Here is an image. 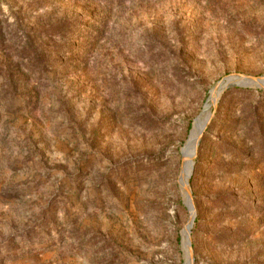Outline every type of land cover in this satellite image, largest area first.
<instances>
[{"label":"rangeland","instance_id":"rangeland-1","mask_svg":"<svg viewBox=\"0 0 264 264\" xmlns=\"http://www.w3.org/2000/svg\"><path fill=\"white\" fill-rule=\"evenodd\" d=\"M232 75L264 77V0H0V264H186L202 115L193 264H264V87Z\"/></svg>","mask_w":264,"mask_h":264},{"label":"bare ground","instance_id":"bare-ground-1","mask_svg":"<svg viewBox=\"0 0 264 264\" xmlns=\"http://www.w3.org/2000/svg\"><path fill=\"white\" fill-rule=\"evenodd\" d=\"M251 85V84H255V83H251V82H246L243 81V79L237 78V77H232L231 79H229V82L226 81H221L216 87L219 86H225L222 91H224L226 89V85ZM264 86V79L261 81L260 86ZM221 90H217L211 93L208 103H207V107H209L220 95ZM205 119L206 116L202 115L200 117H198V119L195 122L192 134L183 150L182 153V166H181V171H180V185L183 189H185L186 193H187V204L190 208V210L192 211V216H191V221H190V228L192 229L193 226V222L195 220V211H194V207L193 204L191 202V195H190V188H189V180L191 178L192 175V169L194 168V158H196L197 155V151H198V144H200V137H202V131L204 129L205 126ZM202 135V136H201ZM185 193V194H186ZM193 221V222H192ZM189 241H190V235H189V230L188 228H186L185 232H184V247L186 249L187 252V260H186V264H193V257L191 256V251L189 248Z\"/></svg>","mask_w":264,"mask_h":264},{"label":"water","instance_id":"water-1","mask_svg":"<svg viewBox=\"0 0 264 264\" xmlns=\"http://www.w3.org/2000/svg\"><path fill=\"white\" fill-rule=\"evenodd\" d=\"M232 77H237V78H240V79H243V81H246V82H251V83H255V85H257V86H260V84H261V81L264 79V77H259V78H256V77H253V76H247V75H232V76H229V77H227V78H225L223 81H226V82H229V79H231ZM233 85H231V84H227L226 85V89H228L229 87H232ZM237 86H239V85H237ZM262 86V85H261ZM262 87H264V86H262ZM225 89V90H226ZM211 121V120H210ZM210 123V122H209ZM208 125L209 124H207L206 126H205V128H204V131H206V129H207V127H208ZM201 140V139H200ZM198 146H199V144H198ZM190 195H191V193H190ZM191 199H192V197H191ZM193 203V202H192ZM190 210V209H189ZM190 221H191V214H190V220H189V223H190ZM193 222V221H192ZM188 223V225H187V228H188V230H189V233H190V241H189V248H190V251H191V256L193 257V255H192V248H191V228H190V224ZM194 261V260H193Z\"/></svg>","mask_w":264,"mask_h":264}]
</instances>
